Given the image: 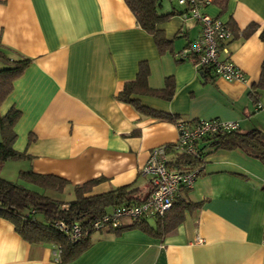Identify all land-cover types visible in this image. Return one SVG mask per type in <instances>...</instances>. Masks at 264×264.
I'll return each instance as SVG.
<instances>
[{"label":"crops","instance_id":"1","mask_svg":"<svg viewBox=\"0 0 264 264\" xmlns=\"http://www.w3.org/2000/svg\"><path fill=\"white\" fill-rule=\"evenodd\" d=\"M170 10L172 4L162 1L159 11ZM199 11L238 30L226 47L246 81L213 73L204 79L190 58L179 57L200 35L189 14L159 24L171 42L160 53L124 0H0V49L10 59H30L0 106L1 114L10 107L20 111L12 147L27 157L10 161L18 174H52L70 185L101 177L89 194L133 183L145 197L150 177L140 170L153 147L176 140L177 128L118 98L141 62L148 66L150 88H163L168 77L174 81L168 101L132 95L143 106L189 122L221 119L237 122L241 132L264 131V90L257 99L249 94L264 59V0H228L223 13L207 3ZM252 23L257 30L241 37ZM199 146L202 173L191 188L178 191L190 206L171 233L104 228L63 264H264V162L237 148L214 150L205 141ZM0 264L60 263L50 245L27 242L0 217Z\"/></svg>","mask_w":264,"mask_h":264},{"label":"trees","instance_id":"2","mask_svg":"<svg viewBox=\"0 0 264 264\" xmlns=\"http://www.w3.org/2000/svg\"><path fill=\"white\" fill-rule=\"evenodd\" d=\"M126 5L135 15L139 26L149 33L160 53H164L171 47V42L166 39L164 31L159 28V24L169 19L175 14H190L194 8L200 9L203 5L211 3L223 13L227 8L228 0H186L184 3H177L185 7L184 10H177L172 4V10L160 12L162 0H124ZM225 24V23H224ZM231 32V38L238 34V30L232 24H225ZM254 23L249 24L240 31L241 37H247L257 30ZM259 37L264 40V27L259 33ZM230 38V39H231ZM229 39V40H230ZM0 63L4 66L0 68V106L12 90L13 81L23 72L30 63V59L22 56L10 59L6 53L0 49ZM204 79L213 73L211 67L202 66L198 68ZM148 66L146 62H141L135 79L125 83L118 98L131 103L140 113L152 115L160 119L175 122L177 116L155 111L140 104L139 100L132 98V95H148L152 97L170 100L174 92V81L171 77L166 78L165 85L160 89H153L148 86ZM213 75H215L213 73ZM260 90H264V59L260 68L259 80L252 85L249 94L257 99ZM20 117V111L10 107L4 114L0 113V169L8 160H21L25 157L24 152L16 151L12 144L16 138L14 125ZM205 141L212 149H241L251 157H255L264 162V131L257 128L241 132L239 129L214 134L199 140L198 148L202 152L200 157H194L181 152H170V166L181 170H191L200 163H204L203 151L199 146ZM171 144V143H169ZM20 182L11 181L0 174V217L10 221L14 230L24 240L29 243L48 244L53 249L59 251L58 263L63 264L74 259L89 244L90 236L95 231L92 221L104 214L110 213L114 208L126 205H138L147 199L151 191L145 197L137 194V187L133 183L112 188L106 192L89 194L93 185L103 178L90 179L81 184L70 185L69 181L63 177L52 174H41L32 170H21L18 174ZM34 187V188H33ZM40 189H48L56 192L69 190L73 198L63 201L47 196ZM188 188L181 187L180 190ZM178 191L176 195L178 194ZM174 196L170 209L162 216L146 215L138 218H127L130 223L121 224L117 227H106L109 231L120 232L125 229L140 227V229L157 236L171 233L173 229L182 222L184 208L190 204L184 203L181 198ZM148 218L155 224H151ZM124 219V218H123ZM73 223L79 224L80 233L72 239L70 236V226ZM68 229V230H67Z\"/></svg>","mask_w":264,"mask_h":264},{"label":"built area","instance_id":"3","mask_svg":"<svg viewBox=\"0 0 264 264\" xmlns=\"http://www.w3.org/2000/svg\"><path fill=\"white\" fill-rule=\"evenodd\" d=\"M184 1L186 0H178L179 3H184ZM189 15L200 24V35L180 51L179 57L190 58L198 68L211 67L216 76L222 77L226 81H246L244 73L230 60L229 50L226 47V42L231 38L228 27L219 19L201 13L198 8L192 9ZM175 125L177 128L176 140L171 144L153 147L146 163L140 170L142 175L150 177L151 191L147 199L138 205L114 208L110 213L94 219L92 221L93 228L117 227L123 218L164 215L170 209L179 188H191L195 179L202 173L204 165V163H200L187 171L173 168L170 166L169 148L176 152L200 157L202 153L198 148L200 139L239 129L237 122L221 119L189 122L183 118H177ZM202 160L204 161V158ZM69 232L71 238L75 239L80 233L79 224L73 223ZM53 252L57 261L59 251L55 248Z\"/></svg>","mask_w":264,"mask_h":264},{"label":"rangeland","instance_id":"4","mask_svg":"<svg viewBox=\"0 0 264 264\" xmlns=\"http://www.w3.org/2000/svg\"><path fill=\"white\" fill-rule=\"evenodd\" d=\"M162 1L170 3L169 0H162ZM171 2L174 5H176V3H177L176 0H172ZM2 66H4V65L2 63H0V68ZM10 161L11 160H8V162H6V164H5V166L1 167L0 174H1V176H3L4 178H7L8 180L20 182L21 180L18 177V169L14 168L16 166V164H15V162H10ZM40 190H41V192L45 193L47 196H49L51 198H55V199H59V200H63V201H68V200H71L73 198V194L69 190H65L64 192H56V191H52V190H48V189H46V190L40 189Z\"/></svg>","mask_w":264,"mask_h":264}]
</instances>
